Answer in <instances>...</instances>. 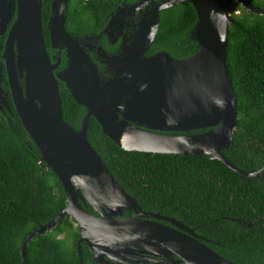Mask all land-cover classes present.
Listing matches in <instances>:
<instances>
[{
  "label": "water",
  "instance_id": "1",
  "mask_svg": "<svg viewBox=\"0 0 264 264\" xmlns=\"http://www.w3.org/2000/svg\"><path fill=\"white\" fill-rule=\"evenodd\" d=\"M41 1L0 0V37L5 36L3 46L0 42V111H9L10 96L65 197L64 209L30 233L22 250L68 216L96 264H241L214 252L181 222L145 210L110 174L88 141V128L93 118L101 134L127 152L206 155L245 177L259 178L264 166L241 170L222 151L237 126L226 67L232 5L257 14L262 10L247 0H176L190 3L196 12L193 54L174 61L162 54L143 58L130 50L116 60L126 65V73L119 68L112 81H64L71 98L85 109L75 129L62 116L58 81L44 45ZM67 3L52 0L47 29L52 48L65 45L71 51L78 44L64 30ZM3 70L8 92L1 86ZM198 130L203 131L187 134Z\"/></svg>",
  "mask_w": 264,
  "mask_h": 264
},
{
  "label": "trees",
  "instance_id": "2",
  "mask_svg": "<svg viewBox=\"0 0 264 264\" xmlns=\"http://www.w3.org/2000/svg\"><path fill=\"white\" fill-rule=\"evenodd\" d=\"M247 1L262 13L232 5L226 67L237 126L222 154L235 167L256 171L264 166V0ZM51 2L41 1L45 39ZM177 8L178 23L168 26L165 21L157 40L161 34L182 32L195 23L190 4ZM84 10L69 1L68 29L75 32L88 26L90 21L80 18ZM4 41L5 36L0 37L2 46ZM2 73L1 86L8 91L5 71ZM60 98L63 119L77 129L83 108L64 93ZM8 99L9 111H0V264H96L86 244L79 242L78 227L68 216L22 250L30 233L64 209L65 197L60 181L41 161L10 96ZM88 141L110 174L145 210L195 230L213 242L207 244L213 251L231 262L264 264V173L259 178L245 177L220 161L211 162L206 155L127 152L104 137L93 118Z\"/></svg>",
  "mask_w": 264,
  "mask_h": 264
},
{
  "label": "flooded vegetation",
  "instance_id": "3",
  "mask_svg": "<svg viewBox=\"0 0 264 264\" xmlns=\"http://www.w3.org/2000/svg\"><path fill=\"white\" fill-rule=\"evenodd\" d=\"M69 1L85 7L80 18L90 21L86 28L74 32L67 28L64 20V30L77 40L78 49L70 51L65 45L52 48L48 22V38L45 39L43 35V39L53 65V75L58 81L59 94L64 93L70 99V90L64 81H112L118 77L119 68L122 73H126V65L117 63L116 60L126 58L130 50H137L138 55L143 58L162 54L174 61H182L188 59L196 49L197 43L192 33L196 20L191 28L161 34L157 40L165 21L168 26L178 23L177 14L180 9L177 7L190 3L177 4L176 0H68V3ZM169 1H174V4L171 6ZM191 7L196 16L192 5ZM154 31L155 35L151 40ZM84 116L83 108L79 126ZM196 235L199 236L197 233ZM199 238L205 245L213 243L204 237Z\"/></svg>",
  "mask_w": 264,
  "mask_h": 264
},
{
  "label": "rangeland",
  "instance_id": "4",
  "mask_svg": "<svg viewBox=\"0 0 264 264\" xmlns=\"http://www.w3.org/2000/svg\"><path fill=\"white\" fill-rule=\"evenodd\" d=\"M237 7L240 6V4L236 3ZM234 11H236V9H234ZM236 14H238V11L236 12Z\"/></svg>",
  "mask_w": 264,
  "mask_h": 264
}]
</instances>
